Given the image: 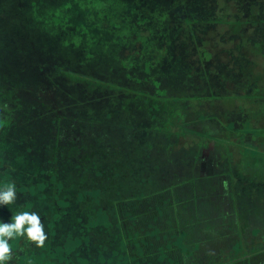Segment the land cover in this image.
Wrapping results in <instances>:
<instances>
[{
	"label": "rangeland",
	"instance_id": "1",
	"mask_svg": "<svg viewBox=\"0 0 264 264\" xmlns=\"http://www.w3.org/2000/svg\"><path fill=\"white\" fill-rule=\"evenodd\" d=\"M14 3L22 4L25 15H32L34 8L40 26L27 24L19 31L18 44L27 49L21 55L4 48L1 40L8 32L0 29V180L7 173L9 180L26 186L31 173L43 167L47 157L43 152H54L55 141L40 138L37 134L44 132L30 121L49 110L51 103L67 107L62 113L74 119L70 128L82 137L94 127L91 120L101 119L105 112L125 124L116 139L129 143L119 141L115 146L97 138L79 159L58 169L59 179L65 180L58 196L69 203L72 223L77 217L85 219L88 210L96 216L98 212L99 220L86 238L92 258L100 254L124 263L126 254L157 253L169 242L173 247L166 249V258L189 263L203 251L218 256L237 238L233 230L238 228L242 243L262 249L233 264H264V173H253L243 154L227 160L213 142H200L190 153L176 150L160 136L166 118L179 115L181 121L194 122L187 127L253 144L250 134L242 136L226 126L232 122L238 127L249 116L235 110L233 103L229 112L224 111L223 100L181 99L165 105L157 93L184 99L216 90L263 95L264 75L257 82L250 70L256 68L250 61L256 58L255 51L246 53L250 43L264 47V0H63L59 8L49 2L38 12L37 0ZM217 9L233 17L242 13L249 22L229 35L220 24L206 21ZM47 60L65 63L82 83L50 80L45 74ZM153 103L154 109L149 108ZM59 133L61 159L70 145L63 144ZM109 138L117 143L113 134ZM87 154H97L101 166L85 172ZM58 163L62 162L55 161L54 167ZM32 193L16 188V205L0 206L1 221L20 211H39L45 226L41 214L47 211V199ZM74 226L70 231L77 241L78 223ZM180 230L185 236L181 243ZM193 242L200 243L198 250Z\"/></svg>",
	"mask_w": 264,
	"mask_h": 264
},
{
	"label": "trees",
	"instance_id": "2",
	"mask_svg": "<svg viewBox=\"0 0 264 264\" xmlns=\"http://www.w3.org/2000/svg\"><path fill=\"white\" fill-rule=\"evenodd\" d=\"M61 1L63 0H37V12L42 11L44 8H46L50 4L49 2H52L51 5L56 6L54 8H59V6L61 5ZM21 5L18 3H14V0H11L9 4H5L2 0H0V29H4L8 32L6 36H2L4 39L1 40V43L4 44L5 49L11 50L15 55H21V52L22 54L27 53V49L24 43L18 44L17 38L19 31L24 30L23 27L27 24H29V28L38 29L40 26V20L36 19L37 14H35L34 8H32V10L29 8L32 15H25V11H22L20 9ZM221 11L223 10L217 9V11L214 13V17H209L206 19V21L208 23L212 22L214 25L220 24L222 28L227 30V34L229 35L240 32L242 26H245L249 22L248 19L241 18L242 13H239L237 17H233V15L225 14ZM185 21L187 23L192 22L191 19H186ZM43 44L45 43H39V46ZM55 48V51H60L57 46ZM253 48H255V50H253ZM250 52H254V54L256 55V58L254 60H250L252 62H255L256 68H250V70L252 74L255 75V81L258 82V80L262 78V75H264V47L261 49L259 43H250L249 50L246 54ZM243 54L245 55V57H247L245 53ZM20 58L21 57L17 59ZM199 59L201 60L202 57L199 56ZM247 59L245 60L248 61ZM46 69L47 72L45 74L48 75V78L50 80H52V78H60L65 82L78 81L82 83V81H80L76 76L75 71L71 72V69L69 68V66H66L65 63H54L53 61L47 60ZM252 78L249 80L250 82L253 81ZM88 83L91 84V87L93 81ZM55 84L59 86L61 83L59 84L58 82H55L54 85ZM123 91L128 92L129 90L125 89ZM157 93L159 96H162V98L159 96L151 97L155 100H157L156 98H161L158 100L162 101L163 103H175L182 101L181 99H188L192 103H195V101L201 103L210 101L213 103L215 100H223L224 102H226V104H223L224 111L228 110V112L232 109L231 104L233 103V107L235 108V110L243 113L245 116H249V118L240 123V126L238 127H234L232 122L226 123V126H228L229 128L232 127V129H234L235 131L243 133L244 135L242 136L250 134L254 142L253 144L246 142L241 143L237 137L231 139L225 137L220 138L210 136L205 131L196 130L195 126H193V128H191V126L187 127L190 123L193 124L194 122L192 120L181 121V116L179 115H175L171 118H166L162 125L160 136L162 140H166L169 145L177 148L176 150L183 151L182 148H185L188 149L190 153L194 147L197 148L199 146L200 142H213L214 144H217L218 149H222L227 160L233 159V157H237L238 153L239 155L243 154L246 156L248 165L250 166L253 173L254 170H259L261 171V173H264V94H259L257 96H255L254 94H249L247 92L241 94H227L226 91L220 92L216 90V92H213L211 94L208 93V95L202 94L200 96H190L184 99L182 97L170 96L166 92L161 90L157 91ZM94 102L98 103L99 100L97 99ZM144 102H146V99L144 100ZM39 103L40 106H43V104H45L44 101L41 100L39 101ZM164 104L166 105L167 103ZM152 105L153 106H150L149 108L154 109L155 103H153ZM64 108L67 107L63 106V108L61 109V107L56 102L51 103L49 110H46L44 114H36L33 117L34 119L30 120L32 125L40 127L44 132V135L37 134L38 136H40V138L44 139L48 136L50 141H55V143L52 144L54 150L53 153H49L47 151L43 152V155H47L45 163L41 169H38L37 171L31 173L32 181L26 183V186L19 185V183L9 180L10 176L7 173H5V179L0 180V186L12 183L17 185L15 187L18 189H22L24 191L28 190L31 193L33 192L32 194L34 195L37 194V199H47V211H42L43 213L41 214L42 218H45L44 230L47 233L48 237L45 241V245L43 248H37L34 244H30L24 238H18L9 241L13 250L11 261L14 260L15 264H233L243 259V256H249L251 254L256 255L261 251L262 247H252V242L247 243L244 241L242 243V240L239 239V230L238 228H236V230L233 231L236 232L237 238L229 246L220 249V253L218 256H211L208 252L203 251L200 257H198L195 261H191L189 263H180L179 260H173L168 257L166 258V249L170 250L173 247V244L169 242H166L164 248H161L162 245H160L157 248L158 250L155 251L157 253L151 252L142 254L143 252L139 250L140 253L138 255H141L139 257L138 255L130 256L126 254L124 263L116 262L112 258H104L100 254L97 255V258H92L87 252V247H89V244L86 238L88 239L90 227L97 224V221L99 220L98 212L96 216V213L94 211L90 212V210H88L89 212L83 215L85 219L77 217L75 222L72 223L70 212L67 210L68 207H66L69 203L66 202L63 197L60 198L58 196V193L63 190V188H65V180L61 182V180L59 179L62 171L58 169H61L63 166L65 167V164H67V162L69 163L79 159V154H82L86 147L90 148V146L92 145V141L96 142L98 139H100L101 141H103V139H108L109 143H111L112 145L120 146L119 141H127V139H116V134L120 130H124L122 128H124L125 124H120L113 121V119H111L112 116L111 118H109L110 115L103 112L101 119L91 120V123L94 125V127H91L90 130L87 133H84L85 135L82 137L79 132L73 133L74 131L71 130L69 121H73L74 119H70V117L66 113H62V110H64ZM214 116L215 115L209 114L208 118L215 120ZM107 117L109 119H107ZM204 118L205 116L203 115V119ZM113 122L115 123L114 131H110L109 128L114 124ZM44 123L49 124L50 128H46ZM86 125L88 126V124ZM58 132H61V134H59L63 138V144L70 145L69 151L65 153L64 157H62L61 159L59 158L61 156L59 155L60 152L57 145V140L59 138ZM112 134L114 139L116 140L114 142H117L115 144L112 143L109 138ZM88 140L89 142H87ZM83 141L87 143L83 145ZM127 143L129 142L127 141L126 144ZM237 149L239 152H236ZM172 150L174 152L176 151L175 149ZM181 153L180 155H182ZM96 155L97 154H93L91 157L89 154L86 155L87 166L84 168L85 172L95 168L96 166H101L96 163ZM55 161L62 163L60 165L58 163V166L54 167ZM90 194L92 196H95L94 191H90ZM32 205L33 203L31 201H29V203L27 204L28 207ZM99 212L101 213V210H99ZM44 214H47L48 218H46ZM15 215L16 213H14L12 217H14ZM4 220L7 221L5 223H8L11 219L4 218ZM107 222L109 221L107 220ZM75 223H78V231L80 234V236H78L77 238V241L72 237L70 231L72 227H76L74 226ZM181 233L184 232L180 230V233L177 236L179 243H181L183 241L182 238L185 237L183 235L181 236ZM82 240L86 241V245L82 243ZM192 244L194 245L193 247L195 249L198 250V248H200L199 242H193ZM8 264L12 263L8 262Z\"/></svg>",
	"mask_w": 264,
	"mask_h": 264
},
{
	"label": "clouds",
	"instance_id": "3",
	"mask_svg": "<svg viewBox=\"0 0 264 264\" xmlns=\"http://www.w3.org/2000/svg\"><path fill=\"white\" fill-rule=\"evenodd\" d=\"M17 194L15 184L0 186V206L16 205ZM24 238L37 248H43L47 233L36 211H20L10 222L0 221V264H8L13 256L9 241Z\"/></svg>",
	"mask_w": 264,
	"mask_h": 264
}]
</instances>
